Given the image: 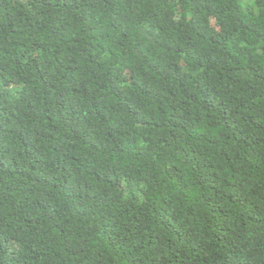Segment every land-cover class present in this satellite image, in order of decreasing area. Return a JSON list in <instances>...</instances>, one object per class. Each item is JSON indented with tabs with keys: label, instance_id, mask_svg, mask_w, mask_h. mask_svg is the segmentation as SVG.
Returning <instances> with one entry per match:
<instances>
[{
	"label": "trees",
	"instance_id": "obj_1",
	"mask_svg": "<svg viewBox=\"0 0 264 264\" xmlns=\"http://www.w3.org/2000/svg\"><path fill=\"white\" fill-rule=\"evenodd\" d=\"M0 264H264V0H0Z\"/></svg>",
	"mask_w": 264,
	"mask_h": 264
}]
</instances>
